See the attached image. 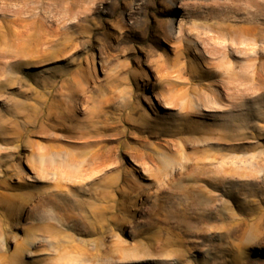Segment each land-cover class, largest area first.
Masks as SVG:
<instances>
[{"label":"rangeland","instance_id":"1","mask_svg":"<svg viewBox=\"0 0 264 264\" xmlns=\"http://www.w3.org/2000/svg\"><path fill=\"white\" fill-rule=\"evenodd\" d=\"M0 264H264V0H0Z\"/></svg>","mask_w":264,"mask_h":264}]
</instances>
